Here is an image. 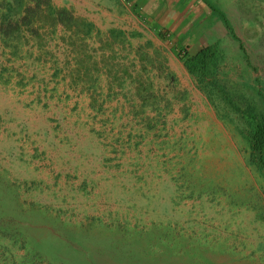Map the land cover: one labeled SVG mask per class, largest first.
Returning a JSON list of instances; mask_svg holds the SVG:
<instances>
[{"label": "rangeland", "instance_id": "rangeland-1", "mask_svg": "<svg viewBox=\"0 0 264 264\" xmlns=\"http://www.w3.org/2000/svg\"><path fill=\"white\" fill-rule=\"evenodd\" d=\"M205 1L214 91L187 44H170L176 75L158 52L118 54L119 32L87 35L70 6L78 26L38 12L57 22V100L0 86V264H264V173L229 105L264 111V0Z\"/></svg>", "mask_w": 264, "mask_h": 264}, {"label": "crops", "instance_id": "crops-1", "mask_svg": "<svg viewBox=\"0 0 264 264\" xmlns=\"http://www.w3.org/2000/svg\"><path fill=\"white\" fill-rule=\"evenodd\" d=\"M50 1L55 8L70 6L76 14L86 18L87 24L91 25L89 36H96L100 32L104 43L116 40L110 35L111 31L123 35L115 42V50L118 54L125 50L127 60L138 62L139 56L158 52L162 59L161 66L172 74L182 76L185 68L174 55V47L170 49V44H187V52L195 55L203 47L215 43L211 40V35L214 36L211 31L215 21L214 13L205 0ZM10 2L13 0H0L3 6ZM1 5L0 13L6 9L5 6L1 8ZM35 26V34L22 31L20 36L9 37H5L0 29V86L20 87L24 91L25 100L32 102V107H40L48 101L57 100L56 57L52 53L45 55L48 46L57 43V22L39 20ZM102 45L104 51L108 49ZM145 46H151L152 49H145ZM46 94L53 99L46 100Z\"/></svg>", "mask_w": 264, "mask_h": 264}, {"label": "trees", "instance_id": "trees-1", "mask_svg": "<svg viewBox=\"0 0 264 264\" xmlns=\"http://www.w3.org/2000/svg\"><path fill=\"white\" fill-rule=\"evenodd\" d=\"M4 6L5 11L0 13V29L5 37L20 36L21 31L33 33L34 24L39 20L45 21L43 19L37 20L36 17L38 12L44 10L50 14L56 13L57 10V22H63L67 27L78 26V20L73 16L70 9L60 7L56 9L50 0H13ZM4 6L1 5V8L4 9ZM86 26L89 29L88 32L86 31L87 35H90L92 32L91 25L86 24ZM178 56L187 71L198 80L199 84H206V89L210 91L217 89L214 70L218 66L219 52L216 44L203 47L195 55H190L186 48H182L179 50ZM206 89H204L205 92L210 93ZM229 105L234 113L243 118L245 128L241 132L249 141L251 160L264 173V111L251 104H248L244 109L231 102Z\"/></svg>", "mask_w": 264, "mask_h": 264}]
</instances>
